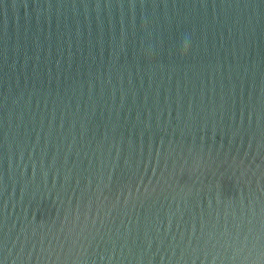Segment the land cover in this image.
Here are the masks:
<instances>
[{
	"label": "water",
	"instance_id": "obj_1",
	"mask_svg": "<svg viewBox=\"0 0 264 264\" xmlns=\"http://www.w3.org/2000/svg\"><path fill=\"white\" fill-rule=\"evenodd\" d=\"M0 264H264V0H0Z\"/></svg>",
	"mask_w": 264,
	"mask_h": 264
},
{
	"label": "clouds",
	"instance_id": "obj_2",
	"mask_svg": "<svg viewBox=\"0 0 264 264\" xmlns=\"http://www.w3.org/2000/svg\"><path fill=\"white\" fill-rule=\"evenodd\" d=\"M188 52H189V46L186 43L182 44L181 49H180L181 57L187 56Z\"/></svg>",
	"mask_w": 264,
	"mask_h": 264
}]
</instances>
